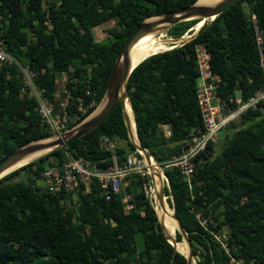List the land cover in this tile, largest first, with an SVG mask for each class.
I'll use <instances>...</instances> for the list:
<instances>
[{"label": "trees", "instance_id": "trees-1", "mask_svg": "<svg viewBox=\"0 0 264 264\" xmlns=\"http://www.w3.org/2000/svg\"><path fill=\"white\" fill-rule=\"evenodd\" d=\"M193 1L0 0V41L35 72L32 81L52 102V113H64V126L70 127L100 100L131 29L145 16ZM110 20L105 37L96 39L92 27ZM195 21H178L165 35L179 37ZM197 43L204 44L210 68L219 76L214 93L235 107V94L246 98L264 85V0L235 1L192 37L143 57L127 76L138 142L166 178L162 207L157 208L158 190L149 175H128V183L117 192L108 191V197L94 177L88 185L78 183L71 189L49 190L35 183L40 172L64 160L66 152L105 168L112 152L101 146V136L114 140L113 153L122 160L134 145L118 102L90 130L0 176V264H186L165 236L163 228L169 227L159 223L161 217L172 222L166 212L173 211L192 253L199 256L196 264H264V102L229 119L216 140L193 157L190 187L176 166L166 164L180 152L182 139L203 129L195 94ZM61 71L68 74L58 97ZM50 134L34 97L22 87L18 68L0 65V159ZM124 195L129 207L121 199ZM227 225L228 236L216 238ZM180 236L176 230L175 241L186 242Z\"/></svg>", "mask_w": 264, "mask_h": 264}, {"label": "built area", "instance_id": "built-area-1", "mask_svg": "<svg viewBox=\"0 0 264 264\" xmlns=\"http://www.w3.org/2000/svg\"><path fill=\"white\" fill-rule=\"evenodd\" d=\"M251 17L254 20L253 14ZM255 40L261 55V38L254 25ZM185 33V32H184ZM188 37L186 36L185 40ZM177 42L176 44L180 43ZM194 55L198 75L196 78L195 94L200 116L203 123V129L200 132H192L186 138L181 140L182 148L179 153L173 155L166 164L174 165L185 178L188 186H191V176L193 173V157L206 147L207 142H214L221 129L229 119L236 116L246 107H255L258 102H264V85L255 89L252 94L246 98H242L240 94H235L232 100L236 103L235 107H230L221 96L214 93L215 86L219 81V76L212 72L209 63V53L202 43H197L194 48ZM14 64L21 74L22 87L26 86L29 93L34 97L37 103V111L41 118L50 129L51 133L60 132L68 127L64 126L66 115L53 114V104L44 95L43 89L37 87L32 77L35 72L29 68L26 63L19 62L13 55L3 46L0 41V65ZM263 65V63H261ZM264 75V68H263ZM63 105V104H62ZM165 131L168 133L166 124ZM166 133V134H167ZM131 141V140H130ZM100 144L111 150V163L105 168L93 165L81 156H72L66 152V158L60 162L51 163L40 172V179L45 181L46 188L56 190L60 186L65 189L74 188L78 183L88 185L91 178L94 177L99 186L105 190L106 197L108 191L117 192L128 183V175L137 174L139 176L148 175V165L145 161L143 153L134 145L133 149L128 150L124 154V158L118 161L113 153L114 140L108 139L106 136L100 137ZM151 158H153L150 155ZM154 160V158H153ZM155 161V160H154ZM145 191V183L143 184ZM127 195L121 199L125 202V207L131 205L127 202ZM199 216L200 223H204L205 219L201 217L200 211H196Z\"/></svg>", "mask_w": 264, "mask_h": 264}, {"label": "water", "instance_id": "water-1", "mask_svg": "<svg viewBox=\"0 0 264 264\" xmlns=\"http://www.w3.org/2000/svg\"><path fill=\"white\" fill-rule=\"evenodd\" d=\"M235 1H237V0H208V1H204V2H201L199 0H194L192 3L185 4V5L167 10V11L162 12L160 14H153V15H160V18L158 20L166 23L165 24V30H166L170 25H172L178 21L186 20V19H190V18H198V19H196V21H198L199 19L210 17V20H212L218 13H220L223 9H225L226 7H228L229 5L234 3ZM153 15L145 16L140 22H138L131 29V31L128 33V35L123 40L122 45L119 48V51H118V53L115 57V60L111 66L104 92H103L100 100L96 104V106L84 118H82L80 121L73 124L72 126L66 128V129H63L60 132L41 137V138H45L48 136H53V138H51L47 141H39L41 138L31 140L29 142H26L22 145L17 146L13 150H11L9 153L4 155L0 159V176L5 174L6 172H8V171H6V172L1 174V172L4 169L9 167L11 164L18 161L22 157H24L26 154H28L32 150L39 149L41 147L51 146L50 149H48L47 151L44 152V153H46V152L64 144V143H66L69 139L77 137V136L85 133L86 131L90 130L91 128L96 126L101 120H103L118 102L120 103V106H121V111H122L124 125L126 127L127 136L131 140V142H133V144L144 154L145 160L148 163V161H149L148 158H149L150 154L147 151V149L139 144L138 138L136 139V142L133 141L132 133L130 130L129 117L125 111V100H127V92H126L127 76L129 74V72L131 71V69L133 68V66L139 60H141L143 58L142 57L138 61L132 63L131 57L129 55V51H130L132 44L140 36H142L143 34L147 33L150 30V24L148 21H146V18L153 16ZM203 27H201L198 31H200ZM198 31H194V32L192 31L190 34H188L187 37L188 38L192 37ZM178 38H179L178 40H180V41L185 40V38H183L182 35H181V37H178ZM171 39H175V38H171ZM135 136H136V133H135ZM148 175L150 177V171H148ZM19 176H20V174H18V176L14 177L13 179L18 178ZM11 180L12 179H9L8 181H11ZM150 180H151V178H150ZM165 180H166V178H165ZM5 181H6V179H5ZM35 183L37 185H41L42 187H46L45 181L40 179V178H36ZM163 192L164 191L161 189L160 191H158L156 193L158 203L161 205V207L163 205V198H162ZM70 203H71V200H68L67 204H70ZM173 216L177 222L178 232L180 233L181 236L183 235V237L186 241L188 253L183 254L179 249H177L174 246V243L171 240H169V238L167 237L166 234H165V236L168 239V241L170 242V244L173 246V249L181 252L185 256L186 264H191V257L194 260H196L199 258V256L197 254L192 253L191 241L189 240L186 231L184 230L179 218L174 213V211H173ZM157 219H158V217H157ZM159 223H160L162 228H163V226H165L164 221H163V217H161V220L159 221ZM228 234H229V226L227 225L224 228V236H228Z\"/></svg>", "mask_w": 264, "mask_h": 264}, {"label": "bare ground", "instance_id": "bare-ground-1", "mask_svg": "<svg viewBox=\"0 0 264 264\" xmlns=\"http://www.w3.org/2000/svg\"><path fill=\"white\" fill-rule=\"evenodd\" d=\"M199 1L204 2V1H208V0H199ZM154 17H158V18H154ZM150 18H154V19H150ZM159 18H160V15L146 18V21L150 19L149 20L150 21L149 22L150 30L147 33H145L142 36H140L132 44V46L130 48V51H129V55L131 57L132 63L138 61L142 57L147 56L148 54H150L152 52L160 51L161 49L163 50V49L171 47L169 45L170 39L167 38L165 33H164L165 24L166 23L163 22V21L158 20ZM196 19H198V18H196ZM209 20H210V17L209 18H202V19H199L198 21H195V23L193 24V28H192L193 32L194 31H198ZM125 111H126V113L128 114V117H129L130 130H131V133H132V137H133L134 140H136L135 133H134L135 131H134L133 116H132V112H131V109H130V105H129L127 100H125ZM51 138H53V136H50V137L48 136V137L42 138L39 141H47V140H49ZM50 148H51V146H46V147H41L39 149L32 150L31 152L26 154L24 157H22L21 159H19L18 161L14 162L9 167L4 169L1 172V174L6 172V171H9V170H11V169H13L15 167L17 168V166L21 165L22 163H25L26 161L35 159L36 157H38L39 155L43 154L45 151H47ZM148 159H149V161H148L147 165H148V171H150V178H151L150 182H152L156 186L157 190L160 191L161 188H160V185H159V182L157 181V179H159V176L162 175L163 173L159 169L157 163L153 160V158H151L149 156ZM164 182H165V180L163 181L162 190L164 188ZM150 201H151L153 207L155 208L151 198H150ZM163 203H164V201H163ZM158 207H159V203H158V200H157V208ZM164 209H165V206H164ZM172 211H173V209H172ZM165 212H166V210H165ZM166 216H167V218H170L169 216H172L173 218H172V222L168 221L166 218H163L164 224L169 227V229L163 228L164 229V233L167 235L169 240H171L174 243V246L177 249H179L183 254H187L188 253L187 245H185L183 243L179 244V243H177L175 241L176 230L174 231V228L171 227V226H174L175 228H177V222H176L174 216L168 214L167 212H166ZM191 264H196L195 260L192 257H191Z\"/></svg>", "mask_w": 264, "mask_h": 264}, {"label": "rangeland", "instance_id": "rangeland-1", "mask_svg": "<svg viewBox=\"0 0 264 264\" xmlns=\"http://www.w3.org/2000/svg\"><path fill=\"white\" fill-rule=\"evenodd\" d=\"M154 18H158V17H154ZM154 18H150V19H154ZM149 19V20H150ZM149 20H147L148 22H150ZM112 23V20H110L109 22H107V23H100V24H98V25H95V26H93L92 27V31H93V33H94V35H95V38L96 39H102V38H104L105 37V34H106V32L104 31L105 30V28L107 27V26H109L110 24ZM193 24H192V26L191 27H189L186 31H184L181 35L183 36V38H186V36H188V34H190L192 31H193ZM165 33V32H164ZM181 35L179 36V37H181ZM167 38H169L170 39V42H169V45L170 46H173V45H175L177 42H179L180 40H178L179 38L178 37H175V39H171V38H174V37H171V36H166ZM162 50V49H161ZM69 69H70V67H69ZM67 74L68 73H66L65 71H61V72H59V73H57V78H56V91H55V94H56V96H60L61 95V91H62V88H63V81H64V79H65V77L67 76ZM62 104H63V102H62ZM163 130L165 131V126H163ZM167 132H165V134H166ZM220 133V132H219ZM219 133H218V135H219ZM51 134H53V133H51ZM50 137V136H49ZM136 137V136H135ZM155 138V140H156V137H154ZM136 139H137V137H136ZM133 141H135L136 142V140H134L133 139ZM42 155V154H41ZM158 165V164H157ZM158 167H159V169L161 170V168H160V166L158 165ZM163 175V174H162ZM164 176V175H163ZM160 177V176H159ZM150 180V179H149ZM164 180H165V177H164ZM157 181L159 182V179H157ZM164 184H166V182H164ZM147 188H148V186H147ZM163 190H164V188H163ZM145 192H146V194H147V196L149 197V194H148V191H147V189L145 188ZM197 218L199 219V216H197ZM206 222H204V223H202V224H205ZM176 230H177V228H176ZM178 231V230H177ZM223 231V234H221V233H218V234H216V238H219V239H222V237L224 236V230H222ZM181 237V236H180ZM183 244H185V245H187L186 244V242H183ZM221 244L222 245H224V242L223 241H221Z\"/></svg>", "mask_w": 264, "mask_h": 264}]
</instances>
